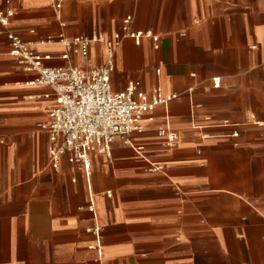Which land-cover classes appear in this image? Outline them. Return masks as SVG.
Listing matches in <instances>:
<instances>
[{
  "label": "crops",
  "instance_id": "0c3cea01",
  "mask_svg": "<svg viewBox=\"0 0 264 264\" xmlns=\"http://www.w3.org/2000/svg\"><path fill=\"white\" fill-rule=\"evenodd\" d=\"M61 1L0 0V12L14 10L10 30L47 67L83 70L106 62L103 46L89 65L41 42L110 38L132 17L159 49L124 40L112 90L139 81L177 99L130 144L116 139L111 158L92 154L89 178L67 157L55 170L40 128L54 101L37 98L52 91L17 65L0 25V264H264V0Z\"/></svg>",
  "mask_w": 264,
  "mask_h": 264
},
{
  "label": "built area",
  "instance_id": "2783aa9c",
  "mask_svg": "<svg viewBox=\"0 0 264 264\" xmlns=\"http://www.w3.org/2000/svg\"><path fill=\"white\" fill-rule=\"evenodd\" d=\"M52 1L59 11L62 1ZM13 17V9H8L6 13L0 12V25L9 40L10 55L22 69L38 73L35 84L47 86L52 91L37 98L54 101L48 108L49 122L40 128L48 135L47 156L50 166L55 170L60 169L63 158L67 157L70 163L80 166L89 178L92 154L111 158L112 145L116 139L130 144L133 135L143 134L146 125L154 122L153 114L158 107L177 99V95H164L161 87H156L148 94L140 93L139 81H130L123 92L115 93L112 90L114 57L124 40L131 39L140 45L144 38H148L153 41L154 49H159L158 37L150 32L132 29V17L126 18L120 30L110 38L94 34L91 37L69 39L62 32L58 38L41 42V45H62L69 51L63 55V59L68 60L72 53L86 59L89 65L91 46H103L106 62L84 70L74 66L47 67L45 62L52 57L36 54L30 43L10 30ZM61 27L64 28L65 24L62 23ZM213 86L219 88L220 79H213ZM157 136L164 140V146L168 148H175L179 141V135L167 127H160ZM138 150H143V147ZM89 212H95L92 201ZM89 232L98 235L100 228L90 229Z\"/></svg>",
  "mask_w": 264,
  "mask_h": 264
}]
</instances>
